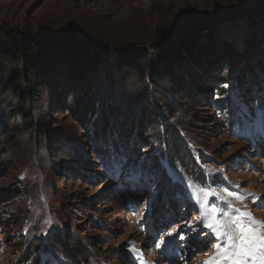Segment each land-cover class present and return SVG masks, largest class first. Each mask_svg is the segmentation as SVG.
I'll return each instance as SVG.
<instances>
[{
	"label": "rangeland",
	"instance_id": "374dc122",
	"mask_svg": "<svg viewBox=\"0 0 264 264\" xmlns=\"http://www.w3.org/2000/svg\"><path fill=\"white\" fill-rule=\"evenodd\" d=\"M250 1L255 8L261 0H0V25L25 30L46 26L64 30L75 25L92 38L107 42L111 49L118 43L128 51L149 54L154 32L163 23L175 27L195 13L227 19L229 8L243 9ZM228 23H223L225 27L214 32V37L206 34L193 45L191 60L196 57L200 66H188L187 60L172 68L184 77L182 67H188L182 86L175 85V80L155 85L146 78L148 73L143 77L136 71L127 77L114 76L111 84L109 73L105 76L93 69L97 74L89 84L97 99L94 106H100L103 99L101 112L105 116H109V102L118 101L120 106L118 116L116 113V118L110 119V130L94 138L104 140L109 135L119 143L141 133L136 153L157 159L160 167L159 156L165 150L162 123L149 126L160 119L162 110L167 122L178 130L175 146L181 150L184 140L192 148L191 155H204L209 172L222 177L224 183L210 189L220 197H227V192L253 193L242 202L228 199L264 220V108L254 97L251 104L243 105L235 85L237 74L222 79V86L228 85L234 105L253 118V124L244 131L230 127L207 103L210 93L212 100L221 92L216 91V75L226 72L229 64L243 73L242 80L251 79L247 83L254 94L264 92V73L252 67L257 63L264 68V18H236ZM71 28L80 34L78 28ZM75 88L79 89L75 92ZM202 88L205 90L200 92ZM71 90L76 95L73 99L64 86L49 92L52 99L38 101L35 113L29 109L33 118L40 111L46 115L50 132L36 126L24 128L21 116L16 124L9 119L8 126L0 128V264H22L36 243L41 247L29 264H66L67 259L50 243L58 232L53 231L59 228L62 238L70 234L88 244L92 255L85 264H203L213 252L211 247L198 248L208 231L198 221V201L205 199L204 195L196 189L192 194L197 199L191 194L179 196L155 166L147 177L146 171L142 177L132 176L130 155L118 147L121 159L117 167L106 168L98 158L99 143L85 133L77 114L83 102L78 97L88 89L77 84ZM8 99L0 94V106L9 107ZM91 119L90 124L102 120ZM179 154L186 165L191 164L190 155ZM183 174V168H178L172 172L175 178L169 180L177 184ZM206 199L224 206L215 195L208 194ZM129 242H134L139 254L129 251Z\"/></svg>",
	"mask_w": 264,
	"mask_h": 264
},
{
	"label": "trees",
	"instance_id": "16d2710c",
	"mask_svg": "<svg viewBox=\"0 0 264 264\" xmlns=\"http://www.w3.org/2000/svg\"><path fill=\"white\" fill-rule=\"evenodd\" d=\"M246 5L243 9L229 8L228 14L230 13V15H228L227 19L225 17L210 19L195 13L185 18L175 27L171 23H163L154 32L155 42L149 54L146 53L148 51L143 52L138 49L128 51L127 47L120 46L118 43L115 45L116 48L111 49L107 42L104 43L98 38H92L91 35L86 34L83 28L75 25L67 26V29L64 30H56L58 28L50 26L37 30H25L9 24H2L0 25V92L2 90L0 94L6 95L11 103L7 108L4 105L0 106V128H6L9 119L15 120L14 124H16L17 117L21 116V123L24 128L36 126L39 130L50 132L46 122L47 117H43L46 115H42L40 111L37 114V118H33L29 109H34L32 112L35 113V105L38 101H44V97L52 99L51 94H53V91H59L64 86L70 93H73V99L76 95L71 89L77 84H81L88 90L78 97V100L83 102L77 114L84 123L85 133L89 135L95 144L99 143L98 158L104 163L106 168L112 170L117 167V163L121 159L120 149L121 152H126L130 155L129 166L131 168H129L130 174L132 175L133 173L132 176L142 177L143 172L146 171L147 177L150 171L154 172L153 168L155 166L160 177L168 180L166 185L172 188L171 191L176 192L181 197L188 196L189 187L199 190L200 187L213 188L219 186L224 183L222 177L216 173L209 172V166H205L209 165V162L204 155L194 153L191 155L192 148H189L184 140L181 142L183 145L181 150L178 146H175L174 135L178 133V130L176 125L173 126L167 122V117L162 110V112L159 111L158 117L160 119L156 118L158 120L152 121L149 126L152 127L158 121L162 123L161 128L162 132H164L162 147L165 150L164 155L159 156L162 161L160 167L156 163L157 159H148L143 155L137 154L140 150L141 133L130 140L126 139L128 134L125 133L126 137L124 139L126 140L119 143L109 138V135L104 140L98 138L96 140L94 138L96 135L105 134L106 129L110 130V119L116 118V113L118 116L120 106L118 101L117 103L109 102V116H105L101 112L102 107H104L102 105L103 99L100 106H94L97 103V99L91 95L94 90L89 84V80H92L95 77L94 75L97 74L93 72L95 71L93 69L98 68V71H101V75L107 76V73H109L110 77H112L109 80L111 84H113L114 76L123 75V77H127L130 72L134 73L136 71L143 77L148 73L146 78L155 85L164 80L169 82L175 80V85L178 87L179 85L182 86L181 83H183L185 75L187 76L188 67H182L184 68V77H181L178 73L175 74L172 68L179 62L181 63L180 66H182L187 60L188 66H197V64L200 66L201 64L196 57L191 60L193 45L206 34H209L210 38L214 37V32L219 28L225 27L224 24L215 27L222 19L234 21L235 18L243 16L247 12L245 10L252 6L251 1ZM255 6V8L251 7L252 10L247 13L246 19L264 18V0L259 1V4ZM71 27L78 28L80 34L73 32ZM152 58L154 59L153 63ZM252 67L256 68V71L260 70L261 73H264V68L257 66V63H253ZM226 70L223 74L216 75L217 79L219 78V81H216L218 86L215 83L216 91L221 92L217 93V97L212 100V93H210L207 103L214 107L216 114L223 118L230 127L244 131L250 124L254 123V119L243 114L234 105L235 98H231L229 90L222 86L223 82L221 80L230 78L231 74H237L235 85L237 84L236 89L240 92L241 102L244 106L251 104V100L254 97L257 105L260 108H264V92L260 91L254 94L247 83L251 79L248 81L242 80V77L245 79V76L243 73L236 72L235 65L229 64ZM78 89L75 88V92ZM204 90L202 88L200 92ZM105 109L107 110V107ZM153 113L151 112L150 116H153ZM94 116L102 120H94L95 122L90 124L91 118ZM135 129L137 130L134 127L132 132L135 133ZM170 141L171 143H169ZM123 146H126V149L122 150ZM179 152L190 155L192 158L191 164L186 165ZM165 161L170 163L172 171L183 168L184 174L181 182L175 184L174 180H169L164 167ZM56 231L58 232L56 233ZM53 233H56V235L52 236L51 246L67 259L66 264H85L89 261L88 258L92 255V251L88 244H83L78 238L73 239L70 234L62 238L64 233L60 228L59 230H54ZM40 247L41 245L36 243L28 254L24 256L22 264H29Z\"/></svg>",
	"mask_w": 264,
	"mask_h": 264
},
{
	"label": "snow or ice",
	"instance_id": "6c2138e0",
	"mask_svg": "<svg viewBox=\"0 0 264 264\" xmlns=\"http://www.w3.org/2000/svg\"><path fill=\"white\" fill-rule=\"evenodd\" d=\"M224 87L227 88L228 85L225 84ZM199 190L205 199L198 201V210L201 213L198 221L208 231L198 242V248L204 250L211 247L213 250L203 264H264V220L255 218L250 210H241L228 199L234 197L242 202L246 196L254 194L231 193L225 189L227 197H220L210 188L200 187ZM208 194L217 196L224 206L207 201ZM192 198L197 199L195 193ZM180 239H184L182 234ZM213 239L215 243L212 242ZM129 251L139 254L134 242H129Z\"/></svg>",
	"mask_w": 264,
	"mask_h": 264
},
{
	"label": "water",
	"instance_id": "95a60500",
	"mask_svg": "<svg viewBox=\"0 0 264 264\" xmlns=\"http://www.w3.org/2000/svg\"><path fill=\"white\" fill-rule=\"evenodd\" d=\"M264 15V14H263ZM243 17H246V15L244 16H241V17H238V18H243ZM236 19V18H235ZM230 20H226V21H224V22H222V23H219V24H217V25H215V27H218V26H220V25H223V23H228Z\"/></svg>",
	"mask_w": 264,
	"mask_h": 264
}]
</instances>
